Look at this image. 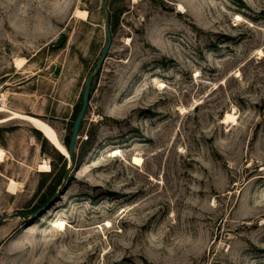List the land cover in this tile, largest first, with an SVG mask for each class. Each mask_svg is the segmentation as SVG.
<instances>
[{
  "label": "rangeland",
  "instance_id": "rangeland-1",
  "mask_svg": "<svg viewBox=\"0 0 264 264\" xmlns=\"http://www.w3.org/2000/svg\"><path fill=\"white\" fill-rule=\"evenodd\" d=\"M103 1L0 0V120L63 144L113 38L74 159L0 122V264H264V0Z\"/></svg>",
  "mask_w": 264,
  "mask_h": 264
},
{
  "label": "water",
  "instance_id": "water-1",
  "mask_svg": "<svg viewBox=\"0 0 264 264\" xmlns=\"http://www.w3.org/2000/svg\"><path fill=\"white\" fill-rule=\"evenodd\" d=\"M108 2L109 0H104L102 3V12L104 16L106 15V9H107ZM104 25H105V33H106V43L100 53V56L95 66L93 67L92 71L88 74L86 78L85 86H84L83 93H82L81 107L73 123L72 133L69 139V144L68 146L64 144L68 151L69 160L72 159L76 151V143H77L78 138L80 137L79 133H80L81 124L88 110L92 80L102 68L105 60L107 59L108 52L110 51V48L112 46L113 38H112V33H111V27H110L108 20L105 19ZM63 41H64V36H59L58 39L54 42L53 46H59ZM59 71H60V67L56 66L54 70V75H57ZM42 209L43 207L39 208L32 215L35 216L36 214L40 213Z\"/></svg>",
  "mask_w": 264,
  "mask_h": 264
},
{
  "label": "bare ground",
  "instance_id": "bare-ground-1",
  "mask_svg": "<svg viewBox=\"0 0 264 264\" xmlns=\"http://www.w3.org/2000/svg\"><path fill=\"white\" fill-rule=\"evenodd\" d=\"M178 10H179V12H183L184 6L179 4ZM87 15H88V12L86 10H82V9H77L74 12L75 17H78V18L83 19V20L87 19ZM15 64H16V67L23 68L27 64V60L25 58H17L15 60ZM9 112L11 113L10 114L11 116L8 119L0 120V122L10 120V119L26 120V121L30 122L32 126L38 128L42 132L44 137L47 138L49 140V142L54 147L56 146V148H58L60 150V152L62 154H64L66 158H68V151H67L66 147H65V149H66L65 150L64 147L62 146L63 144L59 143L60 140L58 141V137H57L54 129L49 124H47L46 122H44L41 119L36 118L34 116L22 114L19 112H13V111H9ZM234 120H236V119H235L233 113H226L225 117L223 118V124L229 125ZM4 157H5V153L3 150H1L0 151V161H3ZM141 162L142 161L140 158L134 157V160H133L134 164L140 165ZM38 167H39V171H41V172L48 171L50 168V166L48 165V163L46 161L41 163ZM15 188H16V183L14 181H12L9 185V191H14ZM57 225L62 228L64 224L62 222H60Z\"/></svg>",
  "mask_w": 264,
  "mask_h": 264
},
{
  "label": "trees",
  "instance_id": "trees-1",
  "mask_svg": "<svg viewBox=\"0 0 264 264\" xmlns=\"http://www.w3.org/2000/svg\"><path fill=\"white\" fill-rule=\"evenodd\" d=\"M80 110V109H79ZM79 110H78V112H79ZM78 112H77V114H78ZM77 114H76V116H77ZM76 118V117H75ZM69 139H70V137H69ZM62 143V142H61ZM63 144V143H62ZM68 144H69V140L68 141H66L65 142V145L66 146H68ZM65 145L63 144V146L65 147ZM56 149V148H55ZM73 159L75 158V153H74V155H73V157H72Z\"/></svg>",
  "mask_w": 264,
  "mask_h": 264
}]
</instances>
